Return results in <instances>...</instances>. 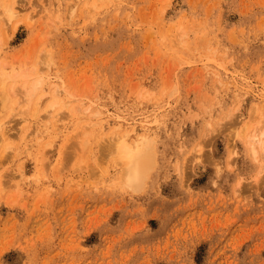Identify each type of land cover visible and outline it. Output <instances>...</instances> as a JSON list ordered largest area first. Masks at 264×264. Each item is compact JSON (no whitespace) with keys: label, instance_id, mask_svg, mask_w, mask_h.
Returning a JSON list of instances; mask_svg holds the SVG:
<instances>
[{"label":"rangeland","instance_id":"1","mask_svg":"<svg viewBox=\"0 0 264 264\" xmlns=\"http://www.w3.org/2000/svg\"><path fill=\"white\" fill-rule=\"evenodd\" d=\"M13 1L0 264H264V0Z\"/></svg>","mask_w":264,"mask_h":264},{"label":"bare ground","instance_id":"2","mask_svg":"<svg viewBox=\"0 0 264 264\" xmlns=\"http://www.w3.org/2000/svg\"><path fill=\"white\" fill-rule=\"evenodd\" d=\"M15 2L13 0H0V6L4 8V14L5 15H3V16H5V18H6L5 19L7 21L6 24L11 23L20 13V10L18 8H20L21 6L19 5V2H18V5ZM2 13H3V11H2ZM4 72H6V71H2V70L0 71V105H3V104L5 105L9 99L8 93H7V84H8V81L10 80V78H8L7 74H5ZM21 78L24 79V76H22ZM14 82H15V80H14ZM14 82H12V83H14ZM24 82H26V83H24ZM24 82H23L24 84L22 83V89H23V87H24V89H29L28 88L29 86L27 87V80H25ZM40 84H41V81H37L33 84L32 87H30V91L28 93L29 105H30V102L32 101V98L35 95L38 87L40 86ZM9 87H11V86H9ZM8 90H11V89L9 88ZM26 98H27V96H26ZM4 105H3V107H4ZM1 109H2V107H1ZM144 123H142V124H144ZM150 123L149 124L147 123V124L150 125ZM142 126L144 127L145 125H142ZM134 131H133V133H134ZM7 136H8V132L4 129L3 126H0V145H1V142L3 140H5ZM118 138H121V140H123L121 145L118 147V149L120 151V152L119 151L118 152H119V154L121 153L123 158H125L127 161V168L129 170V175H130L129 181H130V183H133L135 185V187H138L136 185L141 186L144 182V179H146L147 170L149 171V169H150L149 168V165H151L150 156L152 155L151 148L147 145H140L139 141H137L135 144H131L129 142V140L131 138V136L129 135V132L128 133L126 132L124 135L120 134V136H118ZM8 149L9 148H7L5 150H8ZM3 154H7V152H5ZM255 154H256V151H255ZM258 157H259V155H258ZM259 161H260V159H259ZM124 163H126V162H124ZM134 185H132V186L134 187Z\"/></svg>","mask_w":264,"mask_h":264}]
</instances>
